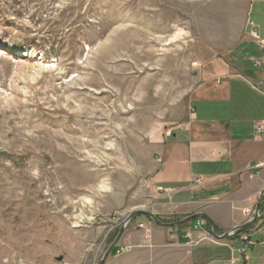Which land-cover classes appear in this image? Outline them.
<instances>
[{
	"label": "rangeland",
	"instance_id": "rangeland-1",
	"mask_svg": "<svg viewBox=\"0 0 264 264\" xmlns=\"http://www.w3.org/2000/svg\"><path fill=\"white\" fill-rule=\"evenodd\" d=\"M250 1L0 0V264H98L152 213L156 149L232 68Z\"/></svg>",
	"mask_w": 264,
	"mask_h": 264
},
{
	"label": "crops",
	"instance_id": "crops-1",
	"mask_svg": "<svg viewBox=\"0 0 264 264\" xmlns=\"http://www.w3.org/2000/svg\"><path fill=\"white\" fill-rule=\"evenodd\" d=\"M247 18V36L232 68L218 67L220 83L207 97L195 101L197 109L201 108H191L188 131L172 134L156 149L150 199L151 212L161 223L168 217L204 214L222 236L246 224L264 194V139L254 134V124L264 126V62L260 69L251 64L264 61V50L257 41L264 43V0L250 1ZM179 139L191 146L181 145ZM259 163L263 167L250 178V167ZM244 211L251 215L245 217ZM259 218L222 244L201 242L199 248L187 250L181 244L183 229L173 231L138 216L117 246L128 247L127 252L107 258L104 264H264V204ZM139 225L150 228L146 242ZM247 233L255 245L239 255L243 247L239 235ZM202 234L196 232L194 237ZM177 249L186 259L182 256L177 261Z\"/></svg>",
	"mask_w": 264,
	"mask_h": 264
},
{
	"label": "water",
	"instance_id": "water-1",
	"mask_svg": "<svg viewBox=\"0 0 264 264\" xmlns=\"http://www.w3.org/2000/svg\"><path fill=\"white\" fill-rule=\"evenodd\" d=\"M263 204H264V194L261 196L260 200L258 201V203H257V205L255 207V210H254V213H253V217L246 224H244V225H242V226H240L238 228H234L232 231H230L229 233H226V234H224L222 236H218L216 234L215 227H214L212 221L209 219V217H207L204 214H196V215H193V216H189L187 218H184V220L182 222L175 223V224H163V223L159 222L157 217L155 215H153L152 213H150V212H147L145 210H139L137 212H133L123 221L122 227L119 229V232H118L115 240L112 242V244H110L106 248V250L104 251V253L102 255V258L100 259L98 264H104L105 260L110 255L111 251L118 246V243H119L121 237L123 236L125 228L129 224V222H131V220L133 218H135L136 216H139V215L145 216L149 220H151L154 224H156L157 226L170 227V228L178 227L181 224H185L187 222H191V221L196 220V219H202V220L206 221L211 237L214 240H218L219 241V240H227L234 233L242 231L244 229H248L254 222H256L259 219L260 208H261V206Z\"/></svg>",
	"mask_w": 264,
	"mask_h": 264
},
{
	"label": "built area",
	"instance_id": "built-area-1",
	"mask_svg": "<svg viewBox=\"0 0 264 264\" xmlns=\"http://www.w3.org/2000/svg\"><path fill=\"white\" fill-rule=\"evenodd\" d=\"M252 37H254L255 39H257L255 33H251ZM259 43V46L261 47L262 50H264V43L259 42V40H257ZM264 62L263 60H255L253 61V67L254 68H259L261 66V62ZM254 134L255 137L259 138V139H264V126L263 124L260 123H256L254 124ZM263 166L262 164H254L250 167V172L251 174L249 175L250 178H252L253 176H256L258 173V170L261 169ZM261 197V196H260ZM251 213L249 211H244V216L248 217L250 216ZM140 228H144L143 226H140ZM199 231H203L202 237L204 240L207 239H211V235L209 232V229H207V223L204 220H198L193 227L191 228V230H187L183 233L182 235V239L183 240H189V238L191 237L192 232H199ZM262 237H264L262 235ZM213 240V239H211ZM239 241L243 244V247L240 248L238 250L239 255H245L246 251L249 250L251 247H253L255 245V242L251 240V233H247V234H241L239 235ZM122 251V250H121ZM120 251L117 252V254H119Z\"/></svg>",
	"mask_w": 264,
	"mask_h": 264
},
{
	"label": "bare ground",
	"instance_id": "bare-ground-1",
	"mask_svg": "<svg viewBox=\"0 0 264 264\" xmlns=\"http://www.w3.org/2000/svg\"><path fill=\"white\" fill-rule=\"evenodd\" d=\"M142 33V32H141ZM146 34V33H145ZM145 38V37H144ZM142 41V40H141ZM159 41V40H158ZM144 44V43H143ZM144 52V51H143ZM24 54V53H23ZM32 54V53H31ZM15 56V55H14ZM26 56H29V55H26ZM20 57V56H19ZM151 110V109H150ZM131 125V124H130ZM133 125V124H132ZM131 125V126H132ZM123 131V130H122ZM101 132V131H100ZM260 219V218H259Z\"/></svg>",
	"mask_w": 264,
	"mask_h": 264
},
{
	"label": "trees",
	"instance_id": "trees-1",
	"mask_svg": "<svg viewBox=\"0 0 264 264\" xmlns=\"http://www.w3.org/2000/svg\"><path fill=\"white\" fill-rule=\"evenodd\" d=\"M207 229H208V225H207Z\"/></svg>",
	"mask_w": 264,
	"mask_h": 264
}]
</instances>
